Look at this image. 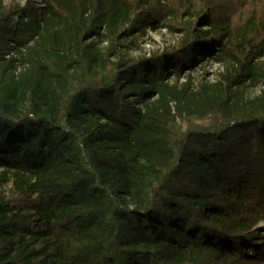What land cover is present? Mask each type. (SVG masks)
I'll return each mask as SVG.
<instances>
[{
    "label": "trees",
    "instance_id": "16d2710c",
    "mask_svg": "<svg viewBox=\"0 0 264 264\" xmlns=\"http://www.w3.org/2000/svg\"><path fill=\"white\" fill-rule=\"evenodd\" d=\"M0 264H264V0H0Z\"/></svg>",
    "mask_w": 264,
    "mask_h": 264
},
{
    "label": "rangeland",
    "instance_id": "374dc122",
    "mask_svg": "<svg viewBox=\"0 0 264 264\" xmlns=\"http://www.w3.org/2000/svg\"><path fill=\"white\" fill-rule=\"evenodd\" d=\"M7 3H10V0H6ZM19 3H22V0H18ZM177 40V36H173L171 34H169L165 29H161V30H157V31H150L148 32V35L144 36L142 38V47L143 50L148 52V51H153L156 50L158 48H161L163 46H167L173 42H175ZM139 51H134L133 54H138ZM209 69L211 67H208ZM195 78L197 80V82H201L202 81V75L200 74V72H196L195 74ZM213 77L212 75L209 76L210 81H206V82H210L212 83L213 81ZM185 80V77H183L182 81ZM259 93V88L257 89H253L252 94H258Z\"/></svg>",
    "mask_w": 264,
    "mask_h": 264
},
{
    "label": "built area",
    "instance_id": "2783aa9c",
    "mask_svg": "<svg viewBox=\"0 0 264 264\" xmlns=\"http://www.w3.org/2000/svg\"><path fill=\"white\" fill-rule=\"evenodd\" d=\"M26 0H22V3L24 4Z\"/></svg>",
    "mask_w": 264,
    "mask_h": 264
}]
</instances>
